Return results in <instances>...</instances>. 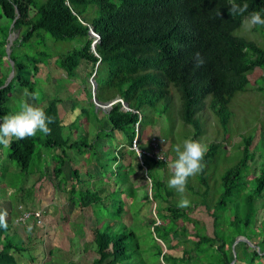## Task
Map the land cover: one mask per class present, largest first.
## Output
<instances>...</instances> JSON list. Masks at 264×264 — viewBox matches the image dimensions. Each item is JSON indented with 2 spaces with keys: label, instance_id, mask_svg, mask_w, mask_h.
<instances>
[{
  "label": "trees",
  "instance_id": "trees-1",
  "mask_svg": "<svg viewBox=\"0 0 264 264\" xmlns=\"http://www.w3.org/2000/svg\"><path fill=\"white\" fill-rule=\"evenodd\" d=\"M244 2L249 4V12L260 11L264 18V0H237V3ZM91 6L97 7L98 14L87 19L86 15L92 10ZM229 8L228 0H43L42 2L0 0V19L5 18L11 24L13 22L11 31L19 32L10 46L8 63L0 54V64L5 62L8 65V68L4 67V74L0 71V118L13 113L9 111L11 97L23 96L22 91L26 89L34 92L33 78L41 71L42 63L49 59V55L36 51L33 47H31L32 53H24L19 49L23 50L24 45L30 41H43L44 37L41 33H46L54 40H80L79 49L55 60V65L63 70L71 81L78 77L80 85H85L86 81L81 77L82 71L86 78H90L97 62H100L96 66L94 75L95 97L99 103L119 97L132 110V112H124L120 104H115L104 114V121L110 131L122 133L121 135L126 137L127 145H130L136 137L135 124L138 121L136 112L142 116L139 123L141 137L142 123L151 125L154 123L155 114L165 116L171 110L174 92L180 98L178 119L186 129L190 128L189 136L192 139L202 135L198 115L206 103L216 123L226 127L232 116V111L229 109L232 99L238 93L247 92L249 84L251 89H254L249 75L256 68L264 67V49L252 41L235 35L247 13L244 16L232 14ZM30 10L33 16H30ZM89 29L99 37L95 45L97 56L91 51L92 38L89 36ZM253 29L264 32V25H257ZM197 52L205 61L201 67H196ZM10 62L13 63L12 66ZM78 67L81 69L80 74L76 72ZM83 67L85 70L82 69ZM11 71L13 76L7 81ZM70 84L76 87L75 83ZM84 94L91 100L90 89L86 88ZM35 102L53 118L54 122L49 125L51 133L44 135L38 131L35 136L23 140L13 137L10 146L7 147V158L14 162L23 174H33L35 170L30 172L33 158L41 145L48 150L59 151L62 156L50 151L53 154L49 166L53 177L58 180L62 174L61 167L70 159L67 150L81 155L80 149L76 143H70L62 135L65 120L69 118V114L66 113L62 120L59 117L58 107L63 100L58 98L48 100L46 106L44 101L37 99ZM86 104L91 106L92 103L86 102ZM92 106L94 107V104ZM72 107L75 109L77 106L73 104ZM80 111L85 115L87 113L84 108ZM97 113L102 115L101 110ZM169 116L175 118V112ZM79 121L80 113L74 117L73 122ZM100 133L101 131L98 130L95 134L97 142L102 139ZM104 136L109 137L106 134ZM239 140L235 149H240V159L222 176L223 192L219 195L218 202L209 205L211 190L207 185L206 176H199L200 184H196L199 185L197 188L193 183L188 184V192L196 197L195 202L197 201L198 206L206 210L210 218L214 213L227 211L228 206H232L233 198L242 193L249 182L253 181L255 186L250 191V195H247L248 205L264 190V171L262 170L257 177L250 175L253 172L250 161L253 157L256 158V154L251 152L255 150V147L251 148L254 138L243 136ZM81 143L84 142L81 141L79 144ZM219 146L220 144L217 143L207 145L208 151L203 163L208 164L217 157ZM82 147L89 150L86 143ZM124 151L120 152L117 158L111 156L112 162L117 163L118 166L112 169L111 165V170L108 172L111 177L116 175L117 181L111 183L108 189L104 188V184H99L98 189L86 191V195L82 193L77 203L74 202L73 195L76 189L81 188L76 187L81 168L78 171V168L71 164L72 182L76 181V185H72L69 190L72 201L81 209L90 207L94 216L97 209H101V213L106 214L101 222L95 217L97 227L93 231L94 258L91 264H161L162 262L179 264L180 261L183 262L194 256V252L210 255L211 259H215L212 264H230L233 256L225 255L224 249L226 247L231 249L235 239L232 238L228 243L216 237L218 235L209 237L190 234L194 240L191 244L192 248L182 250L180 258L171 255V251L174 250L172 235L173 237L179 235L184 241L186 233L180 231L179 223L183 219H190V210L188 207V210L182 211L171 205L169 199L172 197V192L162 190L163 182L152 180L151 168L163 167L165 165L163 162L143 159L148 172L141 178L142 187L147 186L146 180L149 179L152 200L155 203L162 201L165 207L160 213L157 207L155 208L157 217L151 218L146 224V234L137 228L132 222V217L141 222V218L137 217L138 213L140 214L145 204L151 206L152 203L147 199L139 210H133L136 204V189L141 187L135 186L132 179L136 174L131 161L132 157L135 158V153L128 148ZM97 154L95 164L99 168H107L99 166L103 155ZM99 157L101 159H97ZM56 158L58 161L55 160ZM136 165L137 169L142 171V167L137 163ZM120 169H123L122 173ZM85 173L87 174L88 170L84 171ZM244 173L246 177L243 176L241 186L239 180ZM92 180L94 177L88 180L89 184ZM39 185L41 186V181ZM27 194H31V191ZM235 210L234 219L231 220L229 217V225L236 224L238 220V206H235ZM247 215L250 216L249 210ZM216 219V217L212 219L213 227L218 225ZM156 221L160 224L156 225ZM111 222L119 224L117 230H114ZM79 230L74 228L73 234H80ZM143 239H150L151 246L144 248ZM156 239L165 245V253ZM262 244L264 245V242ZM147 249L151 251L154 262H149L143 256ZM26 251L25 244L21 237L15 234L12 224H8L7 229L0 228V264H19L14 254L26 255ZM217 253H221V256ZM253 256L249 258L250 264H254L258 258L264 262V250L254 251Z\"/></svg>",
  "mask_w": 264,
  "mask_h": 264
},
{
  "label": "rangeland",
  "instance_id": "rangeland-1",
  "mask_svg": "<svg viewBox=\"0 0 264 264\" xmlns=\"http://www.w3.org/2000/svg\"><path fill=\"white\" fill-rule=\"evenodd\" d=\"M37 1L42 2L43 0ZM91 7L92 10L86 15L87 19L97 16L98 14L97 7ZM30 15H32V11ZM11 28L12 24L9 23L7 19H0V54L3 55V60H7V63V46L9 44L10 46L12 45L8 40L9 37L10 39L13 37L10 36ZM41 34L44 37L43 41H30L24 45V48H22L23 50L19 49V51L32 53L31 47H33L36 51L44 52L49 55V59L42 63L41 71L33 78L35 82L34 93L37 94L38 100L45 102V106L48 100L56 98L63 100L58 107L59 117L62 120L66 113L69 114V118L65 120V127H63L62 135L64 138H67L70 143L77 144L81 155L77 154L75 151L67 150V155H69L70 159L65 161L64 166L61 167L62 174L57 180L53 177V172L49 166L52 162L50 157L53 153L62 156L59 151L54 152L41 145L33 158V167L30 169V172L33 170H35V172L33 174H23L17 169L15 163L7 158V148L0 145V209L7 210V220L12 222H8V224H12V229L15 231V234L17 237H21L25 244V248L27 249L25 254L30 255L26 256L23 253H15L14 256L19 264H91L92 258H94V253L92 251L93 231L97 227V220L101 222L106 214L104 212L101 213V209H97L94 216V212L90 207L81 209L76 203L82 193L86 195V191L98 189L99 184H104V188L108 189L111 183H114L115 180L117 181V176L113 175L111 177L108 172L111 170V165H113L111 156L117 145L127 143L126 137L124 135L122 136V133L119 132L112 133L104 119L97 113L95 107L92 105L87 106V104L84 106V100L81 98V93L79 91L80 79L76 77L71 81V79L67 78L65 72L55 65L57 57L59 58L73 50L79 49L80 40H54L49 34ZM235 35L252 41L260 48L264 49V32L260 29H252L249 31L241 25V27L235 31ZM37 43H39V45H37ZM16 50L18 51V48H16ZM7 63L3 62L0 64V71L3 74L5 70L4 67L8 68ZM82 69L85 70L84 67ZM76 72L80 74L81 69L78 67ZM9 75L10 72L8 77ZM81 77L86 81V87L83 86V88L91 89V84L89 83L90 78H86L84 71H82ZM249 78L254 89H251L252 87L249 84L247 92L238 93L232 99L229 105L232 116L226 127H222L219 123H216L215 117L207 107L208 103H206L204 109L198 115L200 117L202 135L195 139L205 145L217 143L220 144V146L217 157L208 164L204 162V172L202 171L194 177H190L188 184L190 183L192 185L193 183V186L197 188L199 185L197 186L196 184H200L199 176H206L207 185L211 190L208 199L210 200L209 205L211 206L218 202V197L223 192L222 176L228 169L234 167L240 159L241 151L238 148L235 149V147L238 146H236V143L240 141L239 138L243 136H251L254 138L251 148L253 149L255 147V150H251V152L256 154V158L254 159L253 157V160L250 161V166L253 170L250 175L257 177L262 170L264 171V67L256 68L253 73L249 75ZM71 82L75 83L76 87L71 85ZM260 87L262 90H260ZM23 93L24 90L22 91V94ZM173 94V106L165 116H158L155 114L153 116V124L148 125L145 122L142 123L140 144L148 148V140L154 135H159L165 139V150L168 154L167 163L163 165V167L151 168L150 172L152 180H159L164 183L162 190L172 192V197L169 199L170 204L174 207H178L177 203L180 199V194L167 186V181L171 175L168 163L176 158L175 146L177 144L182 145L185 139L191 138V136H189L191 130L190 128L186 129L180 122L181 120L178 119L177 110L180 105V98L175 92ZM21 98L24 97H11L9 111L15 113L18 110ZM85 99L89 104L86 96ZM30 102L37 104L35 101ZM73 104H76V110L73 109ZM82 108L87 111L86 115L84 113L82 114L81 111L79 112ZM172 110L175 112V118L169 116V114H173ZM79 113L80 119L86 121L88 125L73 122L74 117ZM98 130L101 131L100 137H102V139L97 142L95 134ZM105 134L109 137H105ZM118 137L120 140H118ZM81 141L84 143L79 144ZM85 143L89 146V150L82 147ZM125 148L126 146L120 149V151H123ZM97 153L103 155L102 159L100 157L97 158L101 159L99 166H106L107 168H99L97 164H95L96 157L98 156ZM55 160L58 161L57 158ZM131 161L136 170V174L133 175L132 178L133 182L142 186L143 182L141 178L145 176V173L137 169L136 163H138V161L136 158L132 157ZM71 164L77 167L78 171H80L81 168V174L79 175V182L77 185L75 180L72 182ZM114 168L115 167L112 166V169ZM85 170H88L87 174H84ZM120 172L122 173L123 169H120ZM243 176L246 177V173L242 174V179L239 180L241 186L243 184ZM91 177H94V180L89 184L88 180ZM39 181H41V186L39 185ZM72 185L81 187L76 189L73 195L74 202L76 203H74L72 197H70L71 194L69 190ZM254 186L255 183L253 181L249 182L242 193L233 198L232 206L229 205L227 211L217 214L214 213L212 214L213 216L210 215L211 218L203 207L198 206L199 203L197 201L195 202L196 197L190 194L186 188L185 195L191 201L189 207L190 219H183L179 223V228L181 227V230H179L182 233H186L184 241L179 235L176 237L172 235L171 242L174 244V250L172 249L171 255L180 258L182 250L185 251L192 248L191 244L194 240L190 234L194 236L197 234L200 236L207 235L209 237L218 235L216 237H220L226 242L230 241L232 238L235 239L231 245V249L229 247L224 249L225 255L228 257L231 255L233 256V260L230 264H250L248 261L249 258L253 256V252H258L259 249L264 250V245L262 244V242H264V190L260 196L254 198L251 204L248 205L247 195H250V191L254 189ZM30 191L31 194L28 195L27 192ZM148 197L151 198L152 193L147 186H144V188H137L135 195L136 204L133 210H139L140 206L149 199ZM116 200L117 197L115 196V201ZM19 205H22L24 209L38 211L42 216L41 223L34 226L31 225L32 230L30 232L27 230L28 225H14V218L21 212ZM235 206L239 208V217L235 222L236 224L229 225V217H231L232 220L236 215ZM156 207L160 213L161 210L163 211L165 205L162 201H157ZM153 208V204H151V206L145 204L141 208L140 214L138 213L137 215V217L141 218V222L137 218L134 219L132 217L133 221H131L137 225L139 230L144 231V234H146V224L153 218ZM186 209L188 210V208ZM186 209H182V211ZM248 210L250 211V216L247 215ZM95 217L97 220H95ZM215 217L217 218L216 222L218 225L213 227L212 219H215ZM30 222L31 220L27 221L28 224H30ZM111 224L114 226V230L118 229V223L111 222ZM74 228L78 230L81 229L79 230L80 234H73ZM142 241L144 248L151 246L150 239H143ZM160 242L158 244L165 253L166 247ZM166 243L168 245L167 241ZM201 254L202 253L194 252V256L190 259H185L183 262L180 261L179 264H212V262L215 261V259H211L210 255ZM217 254L221 256V253ZM143 256L149 262L155 261L149 249H147V252H145ZM245 258H247V262ZM161 264L164 263L162 262ZM167 264L170 263L168 262ZM254 264H264V262L258 258Z\"/></svg>",
  "mask_w": 264,
  "mask_h": 264
},
{
  "label": "clouds",
  "instance_id": "clouds-1",
  "mask_svg": "<svg viewBox=\"0 0 264 264\" xmlns=\"http://www.w3.org/2000/svg\"><path fill=\"white\" fill-rule=\"evenodd\" d=\"M228 4L230 5L229 11L232 14H239L241 16H244L245 13H247L246 16H244V19L242 21V27H244L246 30H252L255 26L257 25H264V18H262V14L260 11H251L249 12V4L247 2L244 3H237V0H228ZM17 14V10L15 11ZM31 12V10H30ZM34 14L32 13L33 16ZM13 24V22H12ZM12 29V28H11ZM19 32L11 31L10 36L12 37L11 44L13 43L14 39L18 37ZM89 36L92 38V44H91V51L97 56L95 53V45L99 41V37L97 34H95L92 29H89ZM195 61H196V67H201L204 64V59L201 56L199 52L195 54ZM98 63V62H97ZM100 63V62H99ZM94 73V72H93ZM92 77V76H91ZM91 77L89 83L91 84V100L88 99L89 104H94L95 109L101 110V117L104 118V114L107 113L110 108L115 105V104H120L121 110L124 112H132L131 109H129L128 105L123 102L122 99L119 97L108 101L104 103H99L97 100L95 101L92 97V82H91ZM94 79V77H93ZM95 81V80H94ZM96 84V83H95ZM86 87V86H85ZM85 90V89H84ZM86 96V94H85ZM96 96V94H95ZM23 97L19 101L18 105V110L15 113L4 115L2 118H0V145H3L5 148L9 147L13 137H15L18 140H23L28 137L35 136L37 132H41L44 135H48L51 133V128L49 125L53 123V118L48 116L45 112V110L40 107L38 104H35L30 101H35L38 99V96L34 92H29L27 89L23 93ZM87 98V97H86ZM96 99V97H95ZM105 103H110L109 105H105ZM91 104V105H92ZM100 106V107H97ZM138 115V126L135 124V132H136V137L133 139L132 143L130 145L125 144H119L117 147L113 150V156L117 158V155L120 152H123L128 148L129 151L134 152V150H131L130 148L133 145V142L136 140L138 143V146L142 149H146L147 147L143 146L140 144V136H139V123L141 121V114L139 112H136ZM139 115L141 116L139 120ZM107 137V136H105ZM118 140L120 138L118 137ZM149 144V140H148ZM124 146L126 148L123 151H120ZM149 147V145H148ZM120 151V152H119ZM208 148L207 145L201 143L200 141L196 139H185L181 144H177L175 146V153H176V158L168 163V168L170 170V177L167 181V186L170 189H174L178 194H180V199L177 203V206L182 209H186L190 207L191 201L188 199V197L185 195L186 193V188L188 184V180L190 177H194L195 175L201 173L204 168V157L205 154L207 153ZM135 153V152H134ZM138 157L141 155V152H137ZM136 158V154H135ZM158 159H166L165 156L163 155V152L158 154ZM137 160V159H136ZM167 162H165L166 164ZM115 164V165H114ZM138 165L139 162L137 163ZM113 167L118 166L117 163H113ZM141 166V165H140ZM145 166V165H144ZM142 167V166H141ZM146 167V166H145ZM142 171H144V175H147V167L146 170H143V167L141 168ZM86 171V170H85ZM49 180V179H48ZM147 179V188L149 191H151V181ZM135 186H138L137 184ZM140 186V185H139ZM142 187V186H140ZM144 188V187H142ZM147 191V189H146ZM151 201V203L154 205L153 208V219H155L156 216V203L152 200V197H148ZM79 207V206H78ZM80 208V207H79ZM19 209L21 210L20 214L14 218L13 222L14 225L16 226H27V230L30 232L32 230V226L38 225L36 224V221L34 219H28L29 214L25 213L22 217L21 214L23 212H38L35 210H29V209H24L22 206H19ZM41 216V215H40ZM8 212L6 209H0V228L7 229L8 228ZM31 220L30 224L27 223V221ZM41 221H42V216H41ZM22 222H25L23 224H20ZM12 223V222H11ZM160 222L156 221V225H159ZM32 225V226H31ZM157 243L160 242V240L156 239ZM161 243V242H160Z\"/></svg>",
  "mask_w": 264,
  "mask_h": 264
},
{
  "label": "built area",
  "instance_id": "built-area-1",
  "mask_svg": "<svg viewBox=\"0 0 264 264\" xmlns=\"http://www.w3.org/2000/svg\"><path fill=\"white\" fill-rule=\"evenodd\" d=\"M141 116L139 115V120H140ZM136 125L138 126V123H136ZM149 147L146 149H142L138 146L137 141L135 140L133 142L132 147L130 148L131 150H134L135 154H136V159L139 162V164L143 167V170H146V167L143 164V159L144 158H148L150 160L156 161V162H167V152L165 150L166 147V141L165 139H163V137L159 136V135H154L151 136L149 139ZM140 151L141 155L138 157L137 152ZM163 152V155L165 156L166 159H158V154ZM25 213H28L29 216L27 218L28 219H34L36 221V224H40L41 223V214L40 212H23L21 214L20 217H22ZM26 220V221H27ZM25 222H22L20 224H23Z\"/></svg>",
  "mask_w": 264,
  "mask_h": 264
},
{
  "label": "water",
  "instance_id": "water-1",
  "mask_svg": "<svg viewBox=\"0 0 264 264\" xmlns=\"http://www.w3.org/2000/svg\"><path fill=\"white\" fill-rule=\"evenodd\" d=\"M16 35H18V34H16ZM10 43L12 42V40H10L9 41ZM95 47V46H94ZM9 53H10V44L7 46V58H9ZM10 64H11V66L13 65V63L12 62H10ZM99 64V62L97 63V65ZM96 65V66H97ZM95 66V69H94V73H93V75H92V77H91V82H92V97H93V99L96 101V99H95V94H96V84H95V81H94V79H93V77H94V75H95V73H96V69H97V67ZM12 76H13V71H11L10 72V75H9V77H8V79H7V81H10L11 80V78H12ZM110 103H105V105H109ZM97 107H100V106H98L97 105Z\"/></svg>",
  "mask_w": 264,
  "mask_h": 264
},
{
  "label": "crops",
  "instance_id": "crops-1",
  "mask_svg": "<svg viewBox=\"0 0 264 264\" xmlns=\"http://www.w3.org/2000/svg\"><path fill=\"white\" fill-rule=\"evenodd\" d=\"M83 86H85V85H80V90L79 91L81 93V98L84 100V106H85L86 105V100H85V94H84ZM78 123L87 124L88 125V123L86 121H83L82 119H80V121Z\"/></svg>",
  "mask_w": 264,
  "mask_h": 264
}]
</instances>
